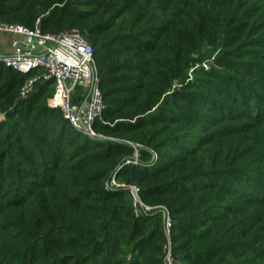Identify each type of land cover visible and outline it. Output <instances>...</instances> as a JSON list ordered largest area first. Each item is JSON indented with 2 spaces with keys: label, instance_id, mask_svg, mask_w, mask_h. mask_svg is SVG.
<instances>
[{
  "label": "trees",
  "instance_id": "16d2710c",
  "mask_svg": "<svg viewBox=\"0 0 264 264\" xmlns=\"http://www.w3.org/2000/svg\"><path fill=\"white\" fill-rule=\"evenodd\" d=\"M13 15L86 31L106 108L104 137L79 131L41 103L54 81L20 99L29 74L0 63V264H168L162 210L107 187L136 150L117 178L167 206L175 264H264V0H0ZM206 48L222 69L186 82Z\"/></svg>",
  "mask_w": 264,
  "mask_h": 264
},
{
  "label": "built area",
  "instance_id": "2783aa9c",
  "mask_svg": "<svg viewBox=\"0 0 264 264\" xmlns=\"http://www.w3.org/2000/svg\"><path fill=\"white\" fill-rule=\"evenodd\" d=\"M0 34L23 35L29 49H17L13 53L0 52V63L22 73L29 74L20 91V99L29 97L39 81H54V93L49 106L60 108L64 116L79 131L92 136L104 137L96 132L94 124L102 117L106 108L101 90V79L97 68L93 44L77 28L61 32L42 29L40 21L34 26L0 20ZM39 46L40 49L34 48ZM191 80L187 78L186 82ZM183 83L176 81L174 89ZM79 90V96L75 97ZM139 151L126 159L108 182L109 190L129 188L133 195V206L137 215L143 211L161 209L164 215L167 244V263L175 264L172 255L171 230L173 218L167 206H149L140 196V188L117 180V172L126 164H138Z\"/></svg>",
  "mask_w": 264,
  "mask_h": 264
},
{
  "label": "rangeland",
  "instance_id": "374dc122",
  "mask_svg": "<svg viewBox=\"0 0 264 264\" xmlns=\"http://www.w3.org/2000/svg\"><path fill=\"white\" fill-rule=\"evenodd\" d=\"M15 17H16L15 15L10 16V17L7 16V17L3 18L2 21H4V22H11V23H21V24L29 25L23 19H16ZM41 18H42V16H40L38 19L36 17L35 20L33 19V21L30 22V24H33L34 23V25H35L38 21H40V23L42 24V19ZM73 28H77V29L81 30L82 33H84V35L86 36L87 40H89L88 35H87V32L84 31V30H82V28H80L78 26H74V27H71V28L63 29L61 31H67V30H70V29H73ZM208 49L209 48H206L205 50H202L203 52H207L205 55H204V53H202V54L198 53V54H196V56L198 55V58L199 59H197L196 61L193 60V61L190 62V64H189V71H188L189 72L188 77H190L192 81L193 80H197V79H198V81H200L201 79H203L204 77H206L205 71H211L212 69H222L214 61V58L216 56H218V55L221 54V52H219L220 50L213 53L211 51H208ZM201 83H203V82L200 81L199 84H201ZM176 89H179V88H176ZM45 95H47V96L45 98H43V102L41 101V103H47V104H49V99H50V97H52L53 94L47 93ZM76 96L77 97L79 96V90L77 91L75 97ZM0 119H2V116H0ZM117 180L118 181H121V182H125L128 185H134V186H137V187L140 188V186H139V184H137V182L128 183V182H126L124 180H120L119 178H117ZM144 203L147 204V205H149V206H152V207H154V206L156 207V206L160 205V204L151 205V204H148L146 202H144ZM129 256H131V255H129ZM178 264H182V262L178 261Z\"/></svg>",
  "mask_w": 264,
  "mask_h": 264
},
{
  "label": "crops",
  "instance_id": "0c3cea01",
  "mask_svg": "<svg viewBox=\"0 0 264 264\" xmlns=\"http://www.w3.org/2000/svg\"><path fill=\"white\" fill-rule=\"evenodd\" d=\"M22 46H27L23 35L0 34V52L13 53L17 49H25Z\"/></svg>",
  "mask_w": 264,
  "mask_h": 264
},
{
  "label": "water",
  "instance_id": "95a60500",
  "mask_svg": "<svg viewBox=\"0 0 264 264\" xmlns=\"http://www.w3.org/2000/svg\"><path fill=\"white\" fill-rule=\"evenodd\" d=\"M21 45V44H20ZM23 48H25V49H29L30 47L29 46H22ZM35 50H38V49H40V47L39 46H36L35 48H34Z\"/></svg>",
  "mask_w": 264,
  "mask_h": 264
}]
</instances>
